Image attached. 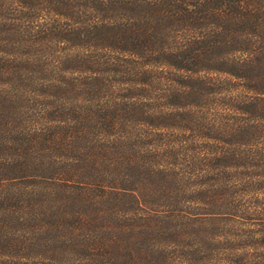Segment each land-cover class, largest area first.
<instances>
[{
    "label": "trees",
    "instance_id": "trees-1",
    "mask_svg": "<svg viewBox=\"0 0 264 264\" xmlns=\"http://www.w3.org/2000/svg\"><path fill=\"white\" fill-rule=\"evenodd\" d=\"M0 264H264V0H0Z\"/></svg>",
    "mask_w": 264,
    "mask_h": 264
}]
</instances>
